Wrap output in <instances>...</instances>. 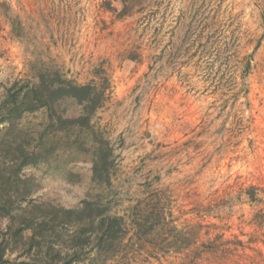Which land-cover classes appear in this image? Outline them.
Here are the masks:
<instances>
[{"label": "rangeland", "instance_id": "rangeland-1", "mask_svg": "<svg viewBox=\"0 0 264 264\" xmlns=\"http://www.w3.org/2000/svg\"><path fill=\"white\" fill-rule=\"evenodd\" d=\"M121 13L117 0H0V102L40 74L102 96L89 125L67 133L44 109L13 123L32 147L41 131L50 138L21 170L20 208L106 196L129 216L157 202L189 242L148 256L130 232L98 264H264V0H128ZM99 136L113 150L108 185L92 176ZM15 254L7 264L32 263Z\"/></svg>", "mask_w": 264, "mask_h": 264}, {"label": "trees", "instance_id": "trees-1", "mask_svg": "<svg viewBox=\"0 0 264 264\" xmlns=\"http://www.w3.org/2000/svg\"><path fill=\"white\" fill-rule=\"evenodd\" d=\"M127 1L117 0L121 4V14L127 13ZM6 91L0 102V125H4L7 131L0 137V218L4 220L0 231V264H7L13 253H16L15 257L26 255L31 264L104 263L117 252V247L130 232L140 248L148 244V256H156L170 247L178 249L189 245L184 238L182 240L181 230L163 223V208L157 202L152 204L150 211L147 209L148 212L145 207L131 206L129 216L120 214L106 196L85 200L73 208L54 206L47 209L27 205L20 208V202L30 190L28 179L23 178L21 170L37 163L44 152L49 151L46 141L50 138L47 130L41 131L36 148L32 147L27 138V127L14 131L13 123L24 113L44 109L48 112L47 122L51 129L55 122L57 129L67 133L69 125H89L102 96L91 83L75 84L44 74H40L36 85L23 92L13 86ZM64 99L74 100L80 106L76 118L56 111L58 102ZM9 135L11 137L6 138ZM96 141L92 176L108 185L113 150L104 136L97 137ZM246 194L252 199L254 187H248ZM167 229H175L176 234Z\"/></svg>", "mask_w": 264, "mask_h": 264}]
</instances>
